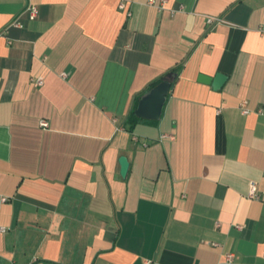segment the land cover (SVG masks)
Instances as JSON below:
<instances>
[{
	"label": "crops",
	"instance_id": "0c3cea01",
	"mask_svg": "<svg viewBox=\"0 0 264 264\" xmlns=\"http://www.w3.org/2000/svg\"><path fill=\"white\" fill-rule=\"evenodd\" d=\"M147 2L0 0V264H264V0Z\"/></svg>",
	"mask_w": 264,
	"mask_h": 264
},
{
	"label": "water",
	"instance_id": "95a60500",
	"mask_svg": "<svg viewBox=\"0 0 264 264\" xmlns=\"http://www.w3.org/2000/svg\"><path fill=\"white\" fill-rule=\"evenodd\" d=\"M228 75L223 72H217L214 76L201 74L200 80L212 83L215 89L222 87L227 80ZM172 81L162 79L144 93L135 108V113L147 119H160L164 105L170 92ZM121 173L126 175L129 168V160L126 155L120 157Z\"/></svg>",
	"mask_w": 264,
	"mask_h": 264
},
{
	"label": "built area",
	"instance_id": "2783aa9c",
	"mask_svg": "<svg viewBox=\"0 0 264 264\" xmlns=\"http://www.w3.org/2000/svg\"><path fill=\"white\" fill-rule=\"evenodd\" d=\"M167 2H168V0H148L147 3H148V5L154 6V7L158 8L159 10H163L165 8ZM126 6H127V3L125 1H122L120 3V5H119V7L122 10H125ZM29 9H30V18L34 19L37 16V14H38V9H37L36 6H31ZM219 20L220 19L215 18V17H211V16L207 17V21L210 22V23H215V22H217ZM12 24L19 25V26L22 25V23L17 21V20L12 21ZM243 111L245 113H247L249 111V109L244 106L243 107ZM40 124L42 126H44V127H47L49 125V122L46 119H42ZM249 195L251 197H259V194L257 192V184H256L255 181H251V183H250ZM4 198L7 199L8 197H4ZM7 230H8V227H6V226H1L0 227V231H7ZM263 256H264V253H263ZM227 260L228 261H232V254H227Z\"/></svg>",
	"mask_w": 264,
	"mask_h": 264
},
{
	"label": "trees",
	"instance_id": "16d2710c",
	"mask_svg": "<svg viewBox=\"0 0 264 264\" xmlns=\"http://www.w3.org/2000/svg\"><path fill=\"white\" fill-rule=\"evenodd\" d=\"M162 79H164L163 76L158 77L157 79L153 80V81L150 83V85H149V87H148V90H149L152 86H154L155 84H157L158 82H160ZM148 90H147V91H148ZM147 91H146V92H147ZM146 92H145V93H146ZM138 102H139V101L136 102L134 109L132 110V112L130 113V115H129V117H128V122L130 123V128H132V127H133V124L137 123L138 121H140V120H146L145 118L140 117V116H138V115L135 113V108L137 107Z\"/></svg>",
	"mask_w": 264,
	"mask_h": 264
}]
</instances>
